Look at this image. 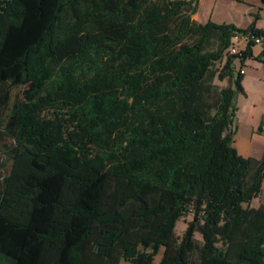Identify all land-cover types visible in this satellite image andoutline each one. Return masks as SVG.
I'll return each instance as SVG.
<instances>
[{
	"label": "trees",
	"instance_id": "trees-1",
	"mask_svg": "<svg viewBox=\"0 0 264 264\" xmlns=\"http://www.w3.org/2000/svg\"><path fill=\"white\" fill-rule=\"evenodd\" d=\"M198 4L0 0V264H264V155L233 144L264 50L228 52L264 28Z\"/></svg>",
	"mask_w": 264,
	"mask_h": 264
},
{
	"label": "rangeland",
	"instance_id": "rangeland-1",
	"mask_svg": "<svg viewBox=\"0 0 264 264\" xmlns=\"http://www.w3.org/2000/svg\"><path fill=\"white\" fill-rule=\"evenodd\" d=\"M200 6L201 17L204 22L211 20L213 22L234 24L238 28L247 29L250 24L255 20L257 28H264V3L262 0H204ZM211 13V14H210ZM262 50L260 45H254L253 51L255 55H258ZM242 67H245L246 75H244L242 84L244 86L243 94L237 96V106L240 108L237 111L235 119V128L244 139L253 137V145L258 149V156L261 155L264 150V132H259L252 120L245 118L244 102H248L249 99L246 95H252L253 99L258 102L257 107L262 110V105L259 102L264 94V62L260 59L248 58L244 65H242L240 59L235 60V71L238 73ZM245 84V85H244ZM24 86L10 87L9 101L7 107H11L15 102L23 99ZM264 111V110H263ZM8 112L6 108H3V115ZM11 139L6 136L0 137V155L4 154L5 145H9ZM10 168V163L6 164L5 169ZM264 201V190L260 197V202ZM260 205L258 198H255L250 203L251 207H258ZM193 219V215L190 214L187 217H182L176 225L175 233L177 236H182L184 230L187 227V223ZM198 240H201L200 233L195 234ZM164 248H161L158 255L155 257L153 264H158L163 256ZM121 264H132L130 262L122 261Z\"/></svg>",
	"mask_w": 264,
	"mask_h": 264
},
{
	"label": "crops",
	"instance_id": "crops-1",
	"mask_svg": "<svg viewBox=\"0 0 264 264\" xmlns=\"http://www.w3.org/2000/svg\"><path fill=\"white\" fill-rule=\"evenodd\" d=\"M203 1L204 0H199V4H201ZM199 4H198L197 12L193 15V19H195L198 22L205 23L203 18L201 17ZM217 23H219V22H217ZM244 75H246V70H245ZM243 88H244V86H243ZM243 93H245V92H243ZM243 93H239V94H243ZM263 96H264V94H263ZM263 96L261 97V100L259 101L262 105V110H260L259 107H257L258 102H256L253 99L252 95L247 94L246 97L249 99V101L247 103L244 102V104H243V106L245 108V112H244L245 118L247 120H252L254 122L257 130L259 132H262V133H263V119H264V111H263L264 110V98H263ZM238 110L240 112V108H238ZM233 144H234L235 148L237 149L238 153L244 157L261 158L264 155V150H262L261 155L258 156V149H256L253 145V137H251L249 139L248 138L244 139L240 133V130L236 131ZM263 190H264V181H263ZM261 195H262V192L258 197L260 204H261V202H260ZM262 203H264V201Z\"/></svg>",
	"mask_w": 264,
	"mask_h": 264
},
{
	"label": "built area",
	"instance_id": "built-area-1",
	"mask_svg": "<svg viewBox=\"0 0 264 264\" xmlns=\"http://www.w3.org/2000/svg\"><path fill=\"white\" fill-rule=\"evenodd\" d=\"M250 43L260 45L262 51L264 50V34H258L256 30H246L244 32H235L231 39V45L228 49L230 54L242 55V52L247 49ZM240 72L245 73V67H242ZM264 98V96H263ZM263 132H264V119H263Z\"/></svg>",
	"mask_w": 264,
	"mask_h": 264
}]
</instances>
